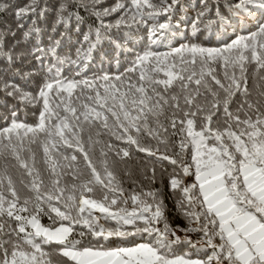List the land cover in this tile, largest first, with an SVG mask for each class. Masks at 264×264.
<instances>
[{"label": "snow or ice", "instance_id": "snow-or-ice-1", "mask_svg": "<svg viewBox=\"0 0 264 264\" xmlns=\"http://www.w3.org/2000/svg\"><path fill=\"white\" fill-rule=\"evenodd\" d=\"M198 4L0 0V264H264V0Z\"/></svg>", "mask_w": 264, "mask_h": 264}, {"label": "trees", "instance_id": "trees-1", "mask_svg": "<svg viewBox=\"0 0 264 264\" xmlns=\"http://www.w3.org/2000/svg\"><path fill=\"white\" fill-rule=\"evenodd\" d=\"M16 2L18 4H22L24 3V0H16ZM185 3H189V0H185ZM191 5L190 7L187 8L186 12L182 11L179 16L177 17L178 19L181 20H185L186 17V23L190 25L192 19L195 16V13L199 10H201L199 8V4H198V0H191ZM175 22V21H174ZM7 23H12L11 20H8ZM257 23L256 19L250 20L246 25L243 26V28H237L236 32H250L255 30V24ZM13 27H15V24H12ZM27 27V25H26ZM41 27H45L44 25H41ZM63 29H61L62 31ZM123 35L127 36V33L124 32L122 33ZM145 33L143 32H139L136 34H133L131 37H128L129 39H132L135 43L140 44L141 38L144 37ZM201 35V39L204 41H207L209 39L210 33L207 31H204L202 33H200ZM47 36H48V30L46 29L44 32V43L47 44L48 40H47ZM221 35L220 34H216L212 36V44L215 45L217 41L221 40ZM224 39H228V38H234V36L232 35V30L229 29L228 31V36L227 37H223ZM73 39H76L75 36H73ZM144 45H147V41H144ZM144 45H141V47H143ZM75 44H68L66 43L64 47H62L60 49V55H71L73 58H75ZM161 51L166 50L165 48H161ZM101 52H107L108 53V57L107 59H111V53H112V49L111 46L107 43L104 44L103 48L101 49ZM104 59V57H102L101 53L98 52L96 53L95 56V61L96 64L98 65L101 60ZM105 67H107V62H105ZM251 71V70H250ZM249 83L251 85L252 81L251 79L249 80ZM26 90H30V89H26ZM9 103H11V101H9ZM0 111H3L2 108H0ZM29 123L32 122L31 119V112H29ZM153 146H155L154 142H153ZM161 148H163V146L161 145ZM99 155V153L97 152V156ZM155 165L156 167V171H157V183L154 185L155 187H162V184L160 183L161 177H167V174L169 172L172 171L171 166L169 165V163L167 161H163V162H157L154 160H149L145 157V155L143 153H134L133 159L128 160L126 162V164H120L118 165V171L124 167H128L131 168L134 172V175L132 177H125L123 176L122 172H121V178L124 180V188L125 189H131L132 188V181L136 180L138 183L142 181V176L141 173L145 168L151 169L152 166ZM163 170V171H162ZM164 183L166 184L167 181L166 179L164 180ZM144 186L145 188L149 187V185H147L146 182H144ZM178 195V194H177ZM166 206H167V213H166V217H167V221L173 226H177L179 225L180 227H185L187 225V222L185 220V218L180 215L177 212V209L174 205V200L172 198L171 193L165 189V200H164ZM42 223L44 224H48L49 220L45 217L42 220ZM77 231H79V229H77ZM181 235H183V233H180ZM78 238V237H77ZM137 242H140L139 237H137ZM112 247H115L117 245L113 244L110 245ZM185 252H190V249H188L187 247L181 248V247H177L175 249V255H183Z\"/></svg>", "mask_w": 264, "mask_h": 264}]
</instances>
